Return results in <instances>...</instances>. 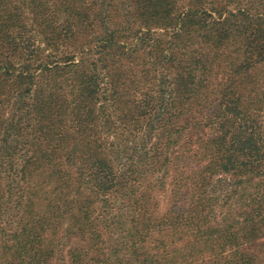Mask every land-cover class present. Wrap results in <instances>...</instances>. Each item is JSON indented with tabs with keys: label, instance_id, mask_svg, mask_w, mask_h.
<instances>
[{
	"label": "trees",
	"instance_id": "1",
	"mask_svg": "<svg viewBox=\"0 0 264 264\" xmlns=\"http://www.w3.org/2000/svg\"><path fill=\"white\" fill-rule=\"evenodd\" d=\"M0 264H264V0H0Z\"/></svg>",
	"mask_w": 264,
	"mask_h": 264
}]
</instances>
